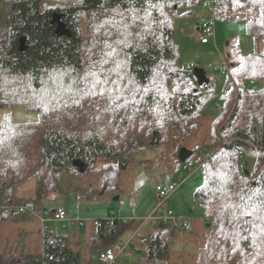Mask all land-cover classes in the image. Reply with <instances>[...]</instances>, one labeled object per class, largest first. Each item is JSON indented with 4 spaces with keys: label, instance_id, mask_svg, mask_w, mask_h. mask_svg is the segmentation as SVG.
I'll return each mask as SVG.
<instances>
[{
    "label": "trees",
    "instance_id": "1",
    "mask_svg": "<svg viewBox=\"0 0 264 264\" xmlns=\"http://www.w3.org/2000/svg\"><path fill=\"white\" fill-rule=\"evenodd\" d=\"M4 1L0 110L21 106L39 118L21 123L9 113L0 119V230L21 206L44 217L49 202L80 194L68 184L70 173L102 174V192L88 186L84 201L119 194L122 173L136 152L160 145L165 126L195 117L217 98L214 78L206 75L200 83L194 69L179 64L174 35L175 16L192 14L201 0ZM219 3L234 13L260 9V18L246 22L255 52L228 64L222 107L236 102L219 136L199 153L191 150L185 163L179 148L178 168L191 161L204 177L195 200L212 232L197 249L198 264H264V0ZM60 23L65 31L57 33ZM111 72L116 79L104 75ZM119 76L125 85L123 92L117 90L120 103L103 110L94 83ZM235 77H243L244 84L233 98ZM104 113L101 127L95 115ZM32 181L33 192L20 195L19 188ZM187 222L186 231L194 230ZM95 225L89 256L78 235L58 232L46 234L42 255L0 252V264H101L103 246L117 250L139 235L133 220L98 219ZM165 232L156 226L145 230V242L136 238L143 247L135 264H171V238L165 239Z\"/></svg>",
    "mask_w": 264,
    "mask_h": 264
},
{
    "label": "rangeland",
    "instance_id": "2",
    "mask_svg": "<svg viewBox=\"0 0 264 264\" xmlns=\"http://www.w3.org/2000/svg\"><path fill=\"white\" fill-rule=\"evenodd\" d=\"M251 7L256 10L257 15H260V9L254 6ZM191 12L192 14L184 16L178 13L174 18V35L179 49V64L191 67V69L196 67L204 69L208 77L216 80L217 98L210 105L204 104L195 117L186 119L184 122L182 120L181 123L172 122L165 126L162 130L163 139L160 145L136 152L129 167L122 173L119 194L105 192L93 199L84 201L82 194L88 189V186H92L98 193L102 192L104 186L101 180L102 174L91 173L81 177L76 173H70L66 176L68 184L71 183L74 189L78 188L80 194L59 197L58 205L67 209L68 221L70 220V228L63 229L61 227L59 232H79L80 249L84 251L85 255L89 256L90 254L88 241L92 232H94L92 230L96 228L95 223L98 219L144 220L150 216L160 202L157 192L158 182H162L164 185H167L166 183L169 181L173 183L183 182L180 190L171 195L168 205L174 215L179 217L180 222L192 221L194 230L181 233L178 227L163 226L156 221L151 223L150 226L140 229L141 223H137L134 226L138 227L136 233L139 235L135 237V240H133L134 236L130 237L129 243H126L128 242L126 240L121 245L128 244L129 246L135 243L134 246L139 247L138 251L130 246L129 253L121 255L118 264L140 262L143 245L139 244V241L136 242V238L139 237L141 242H145L146 238L143 237L145 236V230L147 231L156 226L169 232V234L165 232L166 235L164 236L165 239L171 238V264H198L197 249L205 245V239L211 235V225L207 224L206 221L205 223L202 221L204 207L195 200L197 190L204 185V177L200 172L201 166H196L190 161L187 168L182 167L180 169L178 167L181 163L176 154H178L179 148L196 150L199 153L202 146L217 139L215 136H219L220 130L231 115L236 102L233 101L230 109L222 107L221 97L227 95L224 89L228 77L227 73L229 72L228 64L238 63L242 56L253 54L256 46L248 34L246 22L218 20L213 23L210 33L208 31V22H211L210 11L204 8L202 4H198L191 8ZM258 17L260 18V16ZM1 18L0 26H3L6 23L4 0H0ZM203 39H207V43H203ZM113 72L118 71L113 70ZM112 74L111 72L104 75L116 79ZM242 78L241 81H237L235 77L236 82H233V84L236 86L232 95L233 98L240 94L239 88L244 84ZM122 79L119 76L117 80L95 81L94 86L99 90L96 96L97 103H101L103 106L105 104L103 110H107L109 107L113 108L115 102L120 103L116 95L118 91L123 92L125 87L122 84ZM255 83L256 81L252 80L251 85ZM257 99L263 100L261 97H257ZM9 113L13 115L17 122L21 123L36 122L39 118L37 112L28 111L24 107L17 106L9 111L0 110V119ZM95 116L100 119L96 124L102 127V124L106 121L107 113ZM246 161L250 168L252 160L248 159ZM33 185L34 181L26 187L27 189L31 187L30 190L33 192ZM64 188L68 193L69 186ZM78 222L80 226H77L79 225ZM105 248L107 247L103 246L102 249L107 250ZM111 250L116 253L119 248Z\"/></svg>",
    "mask_w": 264,
    "mask_h": 264
},
{
    "label": "built area",
    "instance_id": "3",
    "mask_svg": "<svg viewBox=\"0 0 264 264\" xmlns=\"http://www.w3.org/2000/svg\"><path fill=\"white\" fill-rule=\"evenodd\" d=\"M203 2L204 8L210 11L211 22L208 27V31L211 33L212 26L215 21H244V22H255L258 18L256 10L254 8H249L244 12L231 13L225 11L221 8L219 0H201ZM207 39H203V43H207ZM183 183H172L169 185H164L162 182L157 184L158 197L160 199L159 205L154 209L150 216L146 217L144 220H133L135 224L141 223L140 229L150 226L153 222H159L163 226H175L178 227L181 233L189 229L188 222H180L179 217H176L172 210L169 209L168 201L171 195L182 187ZM30 213L37 219H42L32 208H27L21 206L17 208L14 215ZM48 219L50 221H56L61 223L68 222V214L63 208H55L49 210ZM179 224V225H178ZM139 229V230H140ZM146 241V240H144ZM128 244L121 245L118 252H114L111 249L104 250L100 253L98 259L101 264H118L119 257L123 255L127 249Z\"/></svg>",
    "mask_w": 264,
    "mask_h": 264
},
{
    "label": "crops",
    "instance_id": "4",
    "mask_svg": "<svg viewBox=\"0 0 264 264\" xmlns=\"http://www.w3.org/2000/svg\"><path fill=\"white\" fill-rule=\"evenodd\" d=\"M32 187L34 189V185ZM30 189L32 188L30 187L29 189H27L26 185H24L20 187L18 191L20 195L24 196L32 193V190ZM48 206H49V210H52L59 207L60 205H58L57 202H54L53 204L49 202ZM60 208H63V206ZM29 214L30 213L14 215L10 220H6L1 224V230H0L1 253L3 252L9 253L11 251L22 250L26 255H31V256L42 255L44 253V242H45L46 234L58 233L61 230V227L63 229L70 228V220L67 223H60L56 221H50L47 215L42 217V219H37L35 216L31 217ZM55 225L57 226V228H55L56 227ZM77 226H80V223ZM72 234L75 237H77L79 232ZM129 240L130 239H128L127 240L128 242L126 243H129ZM130 246L134 247L138 251L139 247L137 248L133 244L127 246L125 253L127 252L129 253L128 250ZM135 263L136 262H134L133 264Z\"/></svg>",
    "mask_w": 264,
    "mask_h": 264
},
{
    "label": "water",
    "instance_id": "5",
    "mask_svg": "<svg viewBox=\"0 0 264 264\" xmlns=\"http://www.w3.org/2000/svg\"><path fill=\"white\" fill-rule=\"evenodd\" d=\"M64 31H65V27L62 26V24L60 23L56 32L60 33V32H64ZM194 75L198 78L200 83L205 82L207 80L206 79L207 73L202 68H199V67L194 68ZM192 155H193V152L191 150H189L187 148H182L180 151L179 158H180L182 163H185L187 160H189V158L192 157Z\"/></svg>",
    "mask_w": 264,
    "mask_h": 264
}]
</instances>
